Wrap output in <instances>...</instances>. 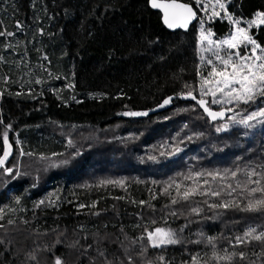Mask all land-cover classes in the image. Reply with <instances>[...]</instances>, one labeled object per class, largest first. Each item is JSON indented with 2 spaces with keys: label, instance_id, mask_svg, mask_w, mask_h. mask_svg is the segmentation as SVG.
I'll return each mask as SVG.
<instances>
[{
  "label": "trees",
  "instance_id": "16d2710c",
  "mask_svg": "<svg viewBox=\"0 0 264 264\" xmlns=\"http://www.w3.org/2000/svg\"><path fill=\"white\" fill-rule=\"evenodd\" d=\"M222 1L235 20L264 12ZM200 23L170 32L149 0H0V158L5 131L14 149L0 264H264V206L248 210L264 187V97L221 109L201 95ZM232 27L209 25L216 40ZM250 35L264 47V26ZM199 99L231 113L213 120ZM156 228L177 243L152 246Z\"/></svg>",
  "mask_w": 264,
  "mask_h": 264
},
{
  "label": "snow or ice",
  "instance_id": "6c2138e0",
  "mask_svg": "<svg viewBox=\"0 0 264 264\" xmlns=\"http://www.w3.org/2000/svg\"><path fill=\"white\" fill-rule=\"evenodd\" d=\"M197 6H200L202 0H195ZM216 5L219 6L221 10L225 9L224 3L221 0H216ZM213 6L212 16L218 17L220 16V12L215 11V6ZM151 6L155 9H159L163 12V20L164 23L169 28H187L189 23L196 18V11H194L193 7L190 4L180 3L178 0H151ZM206 7V6H205ZM232 23L239 25V21H231ZM257 22L261 25H264V12L258 13L256 20H253L252 24H257ZM0 35H5V33L0 32ZM7 35H12L11 33H7ZM212 33L208 32L205 34L204 31L200 33L201 42L207 41L209 45L215 43L216 48H221L222 46H226L228 50H237L241 46L251 45L250 54L246 52L245 54H241L239 50L235 52H226V58L224 56L216 55V59L219 61L221 67L217 68L216 66L212 67V70L208 73V77L212 79H203L201 83V95H209L213 97L212 103H219L217 100L216 94L220 93L223 97H225L226 103H231L233 101L248 103L255 99L257 95L264 97V47H261L257 42L248 34L246 28L236 27L235 33L231 35L229 38L219 41L213 42L211 39ZM259 53L261 54H258ZM235 57V59H234ZM209 64H212V61H208ZM40 81H37L39 83ZM205 85H214L213 87L205 89ZM188 95L195 100L196 97L192 95V93H188ZM171 98L164 101V104H168ZM198 104L204 108V111L211 117L213 120L218 117H223L224 113L212 111L210 108L206 106V101L204 99H199ZM147 113H126V115H146ZM254 115L264 116V111H260ZM254 115H250L248 120L254 118ZM241 123L247 125L246 120H242ZM5 151L3 158H0V166H2L8 158L10 145L8 144V133L7 131L3 134ZM6 172L11 173L12 169H5ZM235 176V173H233ZM256 184H260V181H254ZM252 193L260 192L262 194L261 199H257L254 202H249L248 210H255L259 206H264V187L253 188L251 190ZM193 194L191 192H185L183 194L184 199H188V197ZM212 195L216 196L219 193L213 192ZM173 203H176L173 200ZM229 205H212V207H228ZM193 211H197L193 209ZM11 222V221H10ZM251 230L245 233V236H251ZM173 233L170 231H165L162 228H156L154 232L148 233V239L152 241L153 246H159L160 244H174L177 243L175 239H173ZM264 236H254V239L260 240ZM238 243H243L242 238H237ZM241 258H243V254L241 253ZM56 264H61V261L57 259Z\"/></svg>",
  "mask_w": 264,
  "mask_h": 264
},
{
  "label": "rangeland",
  "instance_id": "374dc122",
  "mask_svg": "<svg viewBox=\"0 0 264 264\" xmlns=\"http://www.w3.org/2000/svg\"><path fill=\"white\" fill-rule=\"evenodd\" d=\"M221 2L223 3L222 0H221ZM193 3L195 4L196 10H198L199 20L201 22L199 24L200 33H201V31H204L205 34H207L208 32H211L210 29H209V25L211 24L212 21L216 20L217 18H220L222 20L223 19H227V21H230V22L231 21H239L240 22L239 25H236V24L231 22L232 25H233L231 32L226 37H224L221 40H216L214 35H213V33L211 32L212 33L211 39H212L213 42H219V41H222V40H225V39L229 38L231 35H233L235 33L236 27L246 28L247 31H248L249 36H251L250 35V30H252L253 28H258L259 29V28L264 26V25L259 24L258 22H257V24H252L251 23L253 20H256L257 15L252 21H241V20L233 19V17L229 16V14L226 12V5L224 4L225 5V9L221 10L219 8V6L216 5V0H202V3H201L200 6L196 5L195 0H193ZM214 5H216L215 6V11L221 13L220 16H218V17H213L212 16V11H213V6ZM215 48H216L215 43H213L212 45H209L207 41L202 42V50H203L204 54H206L205 64H208L207 67H208V69L210 71L212 70L213 66H216L217 68L221 67V65L219 64V61L216 59V55H215V57H211L212 54H215V52H214ZM250 49H251V45H248L246 47L245 46H241L237 50H239L241 52V54L243 55L246 52H248L250 54ZM237 50H228L226 46H222L221 48H218V52H219L218 54L220 56H224L226 58V55H225L226 52H229V51L235 52ZM221 53H224V54L221 55ZM258 54H261V53H259V51H258ZM234 59H235V57H234ZM209 60L212 61V64L208 63ZM213 86L214 85H211L210 87H213ZM210 98L213 100V97L211 95H210ZM215 98L220 101L219 103H216V104H221V105L225 104L224 106H221V109H227V105L229 103L224 102L225 99H226L225 97H223L220 93H217ZM126 117H133V116H126ZM8 144L10 145L9 155H8V158L5 161V163L2 166H0V169L6 167V165L14 158L13 145H12V143L9 140H8ZM165 231H168V230H165ZM173 239H174V235H173ZM151 244H152V241H151ZM165 245H168V243L160 244L159 246H155V247H162V246H165ZM152 246H153V244H152Z\"/></svg>",
  "mask_w": 264,
  "mask_h": 264
},
{
  "label": "water",
  "instance_id": "95a60500",
  "mask_svg": "<svg viewBox=\"0 0 264 264\" xmlns=\"http://www.w3.org/2000/svg\"><path fill=\"white\" fill-rule=\"evenodd\" d=\"M178 2H180V3H186V2H182V1H178ZM186 4H190V3H186ZM190 5L193 7L194 11H196L197 15H196V18H194V19L189 23V25L187 26V28H180V27L169 28V27L164 23V20H163V12H162L161 10H159V9H155V8H153V7L151 6V0H149V6H150V8H151L152 10H154V11H156V12H158V13L161 14L162 23H163L164 27H165L168 31H170V32H176V31L189 32L190 29L192 28V26L198 22V20H199V14H198V11L196 10V8H195L192 4H190ZM170 98H171V100H170V102L167 104L168 107H171V106H172V102H173L174 99H175L174 96H172V97H170ZM168 99H169V98H168ZM168 99H167V100H168ZM197 101H198V100H196V103L198 104ZM198 105H199V104H198ZM199 106H200V105H199ZM206 106H207V104H206ZM200 107H201V106H200ZM207 107H208V106H207ZM201 108H202L203 111H204V108H203V107H201ZM208 108H209V107H208ZM211 110H212V109H211ZM212 111H214V110H212ZM204 112H205V111H204ZM216 112H217V111H216ZM222 112L224 113L223 117H218L217 119H219V118L224 119V118H226V116L228 115V113H231V111H227V110H224V111H222ZM205 113H206V112H205ZM206 114H207V113H206ZM180 152H181V149H179V151H178L175 155H180Z\"/></svg>",
  "mask_w": 264,
  "mask_h": 264
}]
</instances>
